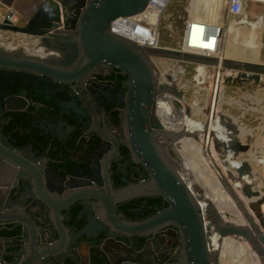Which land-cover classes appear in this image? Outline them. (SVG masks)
<instances>
[{"label":"water","instance_id":"95a60500","mask_svg":"<svg viewBox=\"0 0 264 264\" xmlns=\"http://www.w3.org/2000/svg\"><path fill=\"white\" fill-rule=\"evenodd\" d=\"M49 1H41L23 27L0 21L2 31L37 38L43 52L29 55L22 49L0 48V82L5 83L7 77L13 82L21 78L25 88L33 79L71 83L100 70L121 73L126 78L123 91L127 95L117 96L110 106L119 110L117 118L125 139L120 144L133 161L144 167L147 177L145 182H125V186L113 189L105 170L108 160L65 177L59 173L58 165L46 166L49 157L34 151L30 144L23 148L11 145L8 136L1 132L4 121H0V230H18L16 236H0V263L80 264L77 250L81 246L89 249L91 241L98 239L94 247L99 251L96 257L101 264H147L142 251L130 247L129 242L153 239L167 229L179 244L178 259L172 264H218L217 252L208 244L209 233L242 239L259 264H264V234L249 215L243 212L245 223L235 224L217 215L213 206L202 212L169 150L186 136L185 132L163 130L154 116L157 93L177 94L169 81L164 84L159 80L163 75L157 73L156 66L169 62L210 65L215 59L167 48L141 47L110 32L112 20L142 12L148 0H59L69 10L65 26L46 34V25L53 17ZM222 65L240 70L237 78L226 77L227 83L263 85L259 81L264 76L263 65L227 61ZM21 100L4 84L0 115L7 108L21 105ZM111 141L116 151V143ZM217 144L214 142V148ZM221 148L224 154L226 148L227 153L245 150L235 138ZM113 154H108L109 160ZM99 156L97 153L95 159ZM244 170H249L246 163L236 173ZM243 186L241 193L245 198L259 195L257 190L248 189V184ZM140 196L158 197L166 206L140 219H131L117 208L122 201ZM74 207L78 212L75 221L70 222ZM203 215L207 217L206 224ZM79 222L82 225L77 227ZM259 224L264 230V223L260 220Z\"/></svg>","mask_w":264,"mask_h":264},{"label":"flooded vegetation","instance_id":"af4514ba","mask_svg":"<svg viewBox=\"0 0 264 264\" xmlns=\"http://www.w3.org/2000/svg\"><path fill=\"white\" fill-rule=\"evenodd\" d=\"M48 5L54 17L57 13L56 5L50 1ZM32 14L18 26H25ZM53 17L50 24L46 25V29L52 27ZM1 47V49L11 50L2 45ZM1 79L0 75V81ZM125 79L121 73L110 69L88 73L71 83H47L33 79L32 83L25 87L30 90V99L19 95L22 98V104L7 108L0 115V121H4L1 132L8 136V142L11 145L23 148L26 144H30L32 149L40 155H47L49 160L46 166L58 165L59 173L65 177H71L77 169L84 170L87 165L95 167V163L108 160L105 170L113 189L125 186V182L126 185L145 182L147 172L144 167L133 161L126 147L120 144L124 143L125 139L117 118L119 110L116 106H110L116 102L117 96L126 97L127 93L123 91ZM18 81L22 79L17 78L13 82L10 77H7L5 83L0 82L1 90L6 84V89L9 91L10 84L14 85ZM167 98L166 103H156L154 113L157 118H161L162 115L166 118H174L170 110H167L170 105H174V99L170 97L171 102V99ZM83 110L88 114H85ZM15 113H26L27 122L25 125L16 122L13 128L6 130L13 122ZM182 113V126L186 131L196 124L197 119L192 120L193 115L189 112ZM222 131L229 136L225 129L222 128ZM111 139L116 143V151L113 150ZM184 143H190V149L192 148L193 152L199 148L198 141L185 138ZM162 147L166 148L164 145ZM174 147H176L175 143L169 147V150L175 157ZM113 152L115 154L111 155L109 160L107 156ZM97 153L100 154L98 160L95 159ZM199 156L200 162L201 155ZM197 167L201 172L202 163L200 162ZM81 174H84V171ZM165 206L158 197L140 196L122 201L117 208L131 219H140ZM166 230L160 231L158 237L153 239L151 237L143 240L132 239L129 245L142 251L147 264H172L178 259L179 244L171 232Z\"/></svg>","mask_w":264,"mask_h":264},{"label":"rangeland","instance_id":"374dc122","mask_svg":"<svg viewBox=\"0 0 264 264\" xmlns=\"http://www.w3.org/2000/svg\"><path fill=\"white\" fill-rule=\"evenodd\" d=\"M41 1L43 0H2V2L11 6V8L13 9L15 18L17 19L16 21L17 26L21 25L22 21L32 14V12L38 7ZM184 3L185 0H172L170 5H168V7L166 8L167 9L166 13L172 14L174 23L172 25L171 30L170 29L167 30V27H163V26L160 28L159 41L161 45L172 48L176 46V42L178 41L177 39L182 27L180 16L182 15V13L185 12ZM36 39L37 38L33 36H25L21 33H11V32L8 33L7 31L0 30V44L3 47L7 46L6 48H9L11 50L23 49V44L25 43L26 40L36 41ZM233 40H234V36L230 35L228 39L229 49L231 50L230 55L235 54L236 56H240V55L241 57L244 56L245 53L243 51L234 50V48L236 47L232 46ZM252 47L253 50L250 51V56L249 58H247L248 60H246V62L258 63L256 59L257 48H258L257 41H255L252 44ZM226 56H227V52L225 53L224 57ZM237 61H245V60H237ZM259 61H260L259 64H264V49L262 50ZM166 66L167 68H161L159 66L157 67L159 74L163 75L159 80H163L164 84L166 83L168 84V81L171 82L173 88L177 93L176 96L171 95V97L174 98L176 102H179L178 103L179 105L177 107H175L174 105H170V108L168 107L167 110L168 111L170 110L171 114H172L171 111H173L174 114L173 116H175L177 120H181L182 123H183L182 112L188 111V109L189 111L191 110V112H193L192 115L194 119L203 120V116L201 112L203 106L205 105V100L207 96L206 92L208 91L209 88H211V79L210 78L207 79V78L210 74H212V70L211 69L207 70L206 73L207 78L204 81V84L197 85L193 77L195 73L200 72L201 67L196 65L195 68V64H185V63L175 64L174 62L173 63L169 62V65ZM178 69L180 70V72H178ZM222 73L226 76H229V74L223 71ZM198 76L202 77V74L199 73ZM226 76H223L224 84H222L223 86L220 96L217 97V104H218V98L220 103L219 105L216 104L218 106L217 109L219 112V117L221 118V115H223L224 113L223 118L226 124L235 123L238 126V129L239 128L240 130L242 129L241 131L239 130L240 132L239 137L237 138L235 137V140L237 143L240 144V146H243L245 148V150L238 149L236 154L235 153L233 154L229 153V154L230 156L233 155V158L235 157L238 160L239 159L245 160L246 164L250 166L249 170H251L252 174L255 171L252 178L258 181L260 180L259 182H261V185L259 183V188L257 189V191L259 193L261 191L262 193L264 191V180H263L264 165L257 164L254 160L250 161V159L254 156V154L262 155V153H264V138H263L264 137V132H263L264 131V76L261 75L259 79V81H261L262 82L261 84L263 85H260V83H253L246 81L241 82L240 84L232 83V82L227 83ZM178 97H182V98H178ZM225 118L226 119L229 118L228 120L231 121L228 122V120H226ZM183 139L184 138L182 139L180 138L177 141V143H175L176 147L173 148L175 153V163L177 167L179 168L180 171H181V167L184 169L185 176H188L191 179V181H194L195 183L194 185L198 189H200L199 193L201 195L204 194L214 197L215 194H217L214 192V190L217 189V187L220 184V181L210 176L209 173L207 172L205 173V171H201V172L198 171L197 166L200 163L199 153L197 152V150L193 152L192 148L190 149V143H184ZM220 145L222 144L218 143L217 146L214 148V144H213L212 153L215 155L217 162L219 161L220 164L226 166L227 160L225 159V157L228 156L229 154L228 153L224 154L222 149L219 150L218 148L220 147ZM256 147H261V150H257ZM211 173L212 175H214L213 172ZM244 184L245 183L241 184L240 193H241V189L244 187L243 186ZM241 196H243L242 193ZM209 199L213 200L212 198ZM214 200L218 201L217 198ZM224 202L225 201H223V203ZM226 202L229 203L228 201ZM227 206L230 209V205L228 204ZM259 207H260L259 203L255 204V208L257 211V212L256 211L253 212L255 215L258 214ZM225 247H230V246H225ZM225 249H226L225 253L222 257V262L224 264L228 263L230 258L234 256L233 253L234 250H231V248H225ZM255 258H257L256 255ZM237 260L238 259H235L234 261ZM242 260L244 262L246 261L243 257ZM234 261L229 263H234ZM244 262L240 261V264H244ZM218 264L220 263L218 262Z\"/></svg>","mask_w":264,"mask_h":264},{"label":"built area","instance_id":"2783aa9c","mask_svg":"<svg viewBox=\"0 0 264 264\" xmlns=\"http://www.w3.org/2000/svg\"><path fill=\"white\" fill-rule=\"evenodd\" d=\"M50 2L56 5L58 18L54 20L52 27L47 29L46 34L62 30L69 13L67 6H63L59 0H50ZM171 2L172 0H148L142 12L112 20L109 30L111 33L126 38L141 47L167 48L214 58L216 61L214 64L198 65L201 67L199 73L202 74V77L196 76L199 73L194 72L193 78L197 85L204 84L207 78V70L211 69L212 74L207 79L210 78L211 84H214L216 74L218 85L222 89L223 76L226 75L220 71L218 72V70L223 61L232 64H250L232 61L224 57L226 52L227 55L231 54L228 43L230 35L234 36L232 41V46L236 47L234 50L243 51L246 59L249 58L250 51L253 50L252 44L257 41L256 59L258 63L256 64H259L264 49V0H185V12L180 16L182 27L174 48L161 45L159 41L160 28L163 26L167 27V30H171L174 23L172 14L166 13V8ZM156 13L158 15H155ZM1 20H7L11 25H16L13 9L2 0H0ZM166 65H169V63L160 64L159 67L167 68ZM260 65L264 66V64ZM157 67L156 71L159 74ZM227 70L230 75L226 77H230L232 80L237 78L240 73V70L236 67H230ZM155 97L154 104L157 106L156 103L158 102H168L167 97H171V95L159 92ZM202 220L206 224L207 221L203 217Z\"/></svg>","mask_w":264,"mask_h":264},{"label":"bare ground","instance_id":"6f19581e","mask_svg":"<svg viewBox=\"0 0 264 264\" xmlns=\"http://www.w3.org/2000/svg\"><path fill=\"white\" fill-rule=\"evenodd\" d=\"M155 15H158V13H156ZM14 40H15V38H14ZM22 50L29 55L30 54L31 55H42L43 54L42 50L38 47L37 42L34 40H26L25 43L23 44ZM47 54H49V53H47ZM225 58H228L232 61L245 60V61H241V62H246V60H247L244 56H242V57H241V55L236 56L235 54L227 55ZM247 63L256 64L254 62H247ZM178 71H180V70L178 69ZM219 71L220 72L223 71V72L228 74L227 68L225 66H223L222 64L219 67L218 72ZM215 76H216L215 83L211 84V88H209V89L207 88L208 91L206 92L207 96H206V100H205V105L203 106V109L201 112L202 116H203V120H196V124L192 125L191 128H189V130L184 131L183 126H182L183 124H182L181 120H177L175 116H173L174 118H166L162 115V116H160L161 118H157L155 113H154V116L159 121L163 130L170 131L172 133L182 131V132H185V135H186V136H183L182 138H184V139L188 138V139H192L194 141H198V147L199 148H197V151L199 152V155H201L200 162L202 163V168H203L202 171H205V173L206 172L209 173L210 176H212L213 178H216L220 181L219 186L217 187L216 190H214V192L217 193V194H215L214 197L204 195V194L201 195L199 193L200 189L194 190V189H198V188L194 185L195 184L194 181H191V179L188 176H185V171L181 167L180 176H181L182 180L185 182V184L187 185V187L189 188V190L192 192V195L198 200V205L200 206L202 212L207 210L210 206H213L216 209V211L218 212L217 215H219L224 220H229L235 224H244L245 223V219L243 216V212H245V214L249 215L253 219L255 224L258 225V227L261 229L262 233L264 234V230L259 224L260 220L264 223V207L262 208V205L264 204V191L262 193H260L257 197H252V198L250 197L249 199L241 196V193H240L241 184H243V183L248 184L247 188L248 189L250 188L251 191L257 190L259 188V183L261 185V182H259L260 180L258 181L256 179L252 178L255 171L252 174L251 170H244L241 174H238L236 172L240 168L243 169V164L246 163L245 160H238L235 157L233 158V155L230 156V154L228 153L229 155L225 157V159L227 160V165L225 166L223 164H220L219 161L217 162L215 155L212 153L213 152L212 146H213L214 142L221 143L222 145L227 144V143L231 142V140L234 138L235 134L240 133L239 132L240 128L238 129V126L235 123H233V124L232 123H230V124L225 123L224 118H223L224 113H223V115H221V118L219 117L217 105H219L220 103H219V98H218V104H217V97H219L221 94V90H220L221 88L218 85V76L216 74H215ZM170 99L172 102V98H170ZM255 100H257V99H255ZM173 103H174L175 107H177L179 105L178 104L179 102H176L175 99H174ZM180 103H182V102H180ZM158 107L161 110L160 106H158ZM171 112L173 114V111H171ZM185 112L186 113L189 112L191 115L193 114V112H191V110L189 111V109H188V111H185ZM228 119H226V120H228ZM192 120H194V118ZM230 121L228 120V122H230ZM225 126H230L231 129L232 128L235 129V130L232 129V131H235V132L232 135L230 134L229 136H226L224 134V131H222V128L224 129ZM175 143H177V142H175ZM261 144H263V143H261ZM258 148H260V150H261V147H258ZM218 149L219 150L222 149L221 145ZM226 150L228 152L229 149L226 148ZM222 151H223V149H222ZM231 151H229V152L231 154H233L234 152L233 151L231 152ZM227 152H226V154H227ZM253 160L257 164H260V165L263 164L264 165L263 160H258V159H253V158L250 159V161H253ZM257 167H258V165H257ZM198 171H200V170L198 169ZM211 172H213L214 175H212ZM209 198H212L213 200H211ZM216 198L218 201L214 200ZM220 201H222V202H220ZM223 201H225V202L223 203ZM226 201H228L229 203H227ZM258 203L260 205L259 212L257 215H255L253 212L256 211L255 204H258ZM228 204L230 205V209L227 206ZM252 208H254V209H252ZM203 218L205 219V221H207L206 216L203 215ZM208 244H209V247L212 251L217 252V259H218V262L220 264L221 263L224 264L222 262V257L225 253V250H226L225 248H231V250H234L233 251L234 256L232 258H230L229 262H232L235 259H238L237 261H234V263L228 262L226 264H240V261L244 262L242 260V257L246 260L244 262V264H259L257 258H255V254L250 250L248 245L240 238H236V237L220 238L216 234L209 233ZM225 246H230V247H225Z\"/></svg>","mask_w":264,"mask_h":264},{"label":"trees","instance_id":"16d2710c","mask_svg":"<svg viewBox=\"0 0 264 264\" xmlns=\"http://www.w3.org/2000/svg\"><path fill=\"white\" fill-rule=\"evenodd\" d=\"M58 18V13H56L53 17V20H56ZM9 91L16 94V95H23L26 99H30L29 97V93L30 90L23 88L21 86V81L16 82V84L11 85L8 87ZM0 90H1V85H0ZM40 114H42L41 112H39ZM13 122L9 124V126L6 128V130H10L11 128H13V124H20V125H25V123L27 122V114L26 113H15L13 115ZM17 122V123H16ZM78 212L77 208H74L73 210H71L70 215H71V221L70 222H74L75 221V216ZM82 225V223H77V227H80ZM18 234V230H12L10 232H7L5 230H0V236L3 237H13L16 236ZM97 241L93 240L91 241V245L89 248V264H101L100 260L96 257L97 255H99V251L94 247L96 245Z\"/></svg>","mask_w":264,"mask_h":264},{"label":"crops","instance_id":"0c3cea01","mask_svg":"<svg viewBox=\"0 0 264 264\" xmlns=\"http://www.w3.org/2000/svg\"><path fill=\"white\" fill-rule=\"evenodd\" d=\"M226 131H227V134H232L234 133L235 131H232L231 127L230 126H226L224 128ZM235 130V129H233ZM240 134V133H239ZM239 134H235L234 135V138L236 137H239ZM257 150H260V148L258 149V147H256ZM253 159H258V160H263V163H264V153H262V155H255L252 157ZM251 158V159H252ZM240 160V159H239ZM264 179V178H263ZM261 193V192H260ZM259 193V194H260ZM264 207V204L262 205V208ZM88 248L84 247V246H81L78 250H77V256H78V259L80 260V264H88L89 262V252H88Z\"/></svg>","mask_w":264,"mask_h":264}]
</instances>
